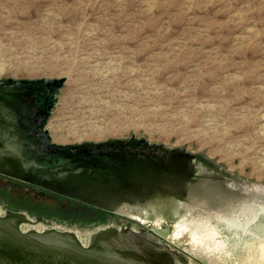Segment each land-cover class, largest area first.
Segmentation results:
<instances>
[{
	"label": "rangeland",
	"instance_id": "374dc122",
	"mask_svg": "<svg viewBox=\"0 0 264 264\" xmlns=\"http://www.w3.org/2000/svg\"><path fill=\"white\" fill-rule=\"evenodd\" d=\"M0 90L40 136L26 162L102 172L55 185L0 173V213L20 226L85 245L107 226L169 227L186 264H242L264 237V0H0Z\"/></svg>",
	"mask_w": 264,
	"mask_h": 264
},
{
	"label": "water",
	"instance_id": "95a60500",
	"mask_svg": "<svg viewBox=\"0 0 264 264\" xmlns=\"http://www.w3.org/2000/svg\"><path fill=\"white\" fill-rule=\"evenodd\" d=\"M4 93H10L14 98H18L14 92L6 91ZM11 103H14L13 106L15 107L19 106L20 110L23 107L13 99ZM23 114L25 113L23 112ZM43 135L42 133L41 136L46 141L47 147L57 148L48 145V138ZM0 173L15 179H23L27 183H40L24 177L14 176L3 170H0ZM117 225H119V222ZM170 232L169 227L157 228L152 226L150 230H133L128 225L127 228L107 226L95 232L94 235L97 236L94 241L91 242L90 240L88 245H84L76 234L70 231L48 228L41 232L37 230L24 232L18 223L9 218L7 213L3 215L0 213V249L4 250L9 258L20 256L33 262L39 260L37 263L147 264L134 258L131 252L125 248L133 246L137 243V240H151L159 243L165 250L168 249L173 254L177 252L181 255L180 251L172 250L165 243V239Z\"/></svg>",
	"mask_w": 264,
	"mask_h": 264
},
{
	"label": "bare ground",
	"instance_id": "6f19581e",
	"mask_svg": "<svg viewBox=\"0 0 264 264\" xmlns=\"http://www.w3.org/2000/svg\"><path fill=\"white\" fill-rule=\"evenodd\" d=\"M11 100H12L11 97L4 96L3 94H0V170H3L4 172H8L14 176L24 177V178H27L30 180V176H29L28 172L25 171L24 168L21 169L20 171L16 170L15 166L11 162V159L15 158V159L19 160L20 162L26 163L25 164L26 167H29V169L33 173H36L37 177H39V180L41 181L40 183H44L46 185H55L57 181H59L62 178H65L69 175H71V176L74 175L75 176L74 178H77V179L85 178V177H92L93 179H95V181L98 177H101L102 172L99 169L92 168V167L87 166V165L78 164L80 161L79 158H77L75 160L73 167H68V168H65L62 166L55 167V169H53V172L51 173L54 175H51V174L49 175V173H45L44 171L39 170L42 168H40V166L38 167L36 165L37 164L36 162H34V163L33 162H31V163L26 162L25 161L26 160V145H27L28 141L29 140L31 141V139H34L36 141L35 137H37V139H39L40 136L35 133L34 127H33L32 134H30L29 136H26L23 133L20 120H21V118H25V117H24L22 111L20 110V108L18 106L17 107L13 106L14 103H11ZM37 121H39V120H37ZM37 124H35V126ZM31 130H32V127H31ZM37 146L38 145H36V143H35V144L30 146V149L32 151H36L40 154L42 151ZM57 154H58V152H55L53 159L57 160V158H58ZM69 164H71V163L69 162ZM32 167L37 168L38 171ZM61 187H62V189L65 188V186H61ZM257 218H258V216L256 214H248V215L246 214V220H247L246 223L255 222V220ZM26 220H27V223H23L20 226L21 228L23 227V225L28 227V228H26L25 226L23 227L24 232H27L29 230H35L37 228H38L39 232H41L40 231L41 226L45 227L44 229H48L47 226L43 222H40V219L33 221V220H31V218H26ZM196 220H197V218H196ZM14 221L16 222V220H14ZM185 224H183V226ZM39 225H41V226H39ZM200 225H202V223ZM36 226H39V227H36ZM33 227H35V229ZM120 228H122V227H120ZM124 228H127V226H124ZM174 228H177V227H174ZM186 228H187V225H186ZM175 231H176V229H175ZM70 232L76 233V231H74V230H72ZM173 233L175 234L174 237L172 235L173 239L176 238V236H178L177 239H174V240H178L179 235L177 234V232H173ZM173 233L171 232V234H173ZM181 233H184V232L181 231ZM94 234L91 236V239L89 238V240H94L96 238L97 235L95 236ZM263 234L264 233L261 232L259 234V237H261V235H263ZM180 236H183V235L180 234ZM187 237H189V236H187ZM261 238H263V239H261ZM261 238L256 240V242L254 243V245H255L254 250L252 252H250V254L247 253V255L244 257L242 264H264V237H261ZM181 242H183V241L180 240V243ZM197 242L198 243L203 242L202 238L197 239ZM183 243H185V242H183ZM143 244H146V243L137 241L136 244H133V246H130L129 248H125V249L130 251L134 258H137L138 260L143 261V262H148V259H152L153 256L150 257L148 255L151 252V253H158L160 256L158 258L161 261H163L165 264H186L185 261H187V260L184 261L178 254L175 253L176 254L175 255L172 252L168 251V249L165 250L162 247L160 248V246L145 248V246H143ZM177 244H178V242H177ZM186 247H189L191 251L193 250V252H196L194 250L195 249L194 247H192L190 245H186ZM2 251L5 252L4 250H2ZM200 254L204 257H208V255L205 254L204 251ZM200 254H198V255H200ZM5 257H6V255H5ZM199 257H201V256H199ZM12 261H13V264H50V263H43V262L37 263L39 260L33 262L30 259L20 257V256H17L16 258H12ZM8 262H10V261H8Z\"/></svg>",
	"mask_w": 264,
	"mask_h": 264
},
{
	"label": "flooded vegetation",
	"instance_id": "af4514ba",
	"mask_svg": "<svg viewBox=\"0 0 264 264\" xmlns=\"http://www.w3.org/2000/svg\"><path fill=\"white\" fill-rule=\"evenodd\" d=\"M42 90L45 92L44 97H46V99H48V103H49V100L52 97V95H49V87L42 86ZM39 97H41V99L43 98V96H41V95Z\"/></svg>",
	"mask_w": 264,
	"mask_h": 264
}]
</instances>
